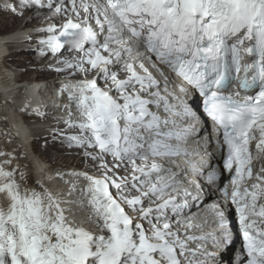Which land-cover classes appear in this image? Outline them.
I'll list each match as a JSON object with an SVG mask.
<instances>
[{
    "label": "snow or ice",
    "instance_id": "6c2138e0",
    "mask_svg": "<svg viewBox=\"0 0 264 264\" xmlns=\"http://www.w3.org/2000/svg\"><path fill=\"white\" fill-rule=\"evenodd\" d=\"M70 2V8L64 0L60 6L48 4L57 14L73 15L59 36L54 26L44 29L52 35L40 43L56 54L64 47L60 37L78 38L82 57L61 63L73 74L99 73L110 89L98 85L97 79L65 85L62 92L69 91V106L78 109V122L70 113L66 123L82 133L67 139L70 145L98 149L94 160H126L132 166V183L127 177L72 174L89 182L82 195L92 209L91 229L69 222L62 201L51 192H22L15 172L0 166V195L7 199L6 205L0 203V264H207L208 257L217 264L215 252L188 249L187 241L208 237L185 233L186 239H181L179 229L173 228L169 210L179 215L181 209L172 195L178 193L174 174L171 179L159 175L164 169L155 162L147 167L136 163L187 154L174 146L189 131L175 118L199 119L195 102H188L193 94L202 98L204 113L227 145L224 168L234 175L225 199L239 215L247 264H264V164L255 173L252 167L253 160L264 158V0ZM21 4L44 6L41 0ZM10 10L15 12L16 6ZM146 62L161 76L158 65L180 80V96L169 93L166 76L163 85L177 105L161 94L160 81ZM101 167L109 171L106 163ZM153 173L159 178L153 179ZM209 179L218 176L212 173ZM126 188L138 194L124 195ZM215 208L218 227L225 230L211 238L219 248L222 240L231 243V232L227 209Z\"/></svg>",
    "mask_w": 264,
    "mask_h": 264
},
{
    "label": "bare ground",
    "instance_id": "6f19581e",
    "mask_svg": "<svg viewBox=\"0 0 264 264\" xmlns=\"http://www.w3.org/2000/svg\"><path fill=\"white\" fill-rule=\"evenodd\" d=\"M46 1L41 0L43 7L39 5L24 7L21 0H0V25L3 29L1 31H3V34L8 35L6 38L0 36V153L5 154L0 155V162L3 160L1 163L4 168L11 167L15 172V178L17 183L20 184L22 192L28 191V189L29 192L35 190L42 194L44 190L51 192L57 199L62 201V206L70 217L75 213L82 214L80 208H85L89 214H92L88 210H91V208L85 201L87 198L82 195V189H85L89 182L84 180L82 176L72 174L87 173L95 178L107 174L109 177L118 179L122 177V168L127 166L122 164V166H114L116 168L111 169L109 165H114L111 156H106L103 161L94 160L92 155H99L98 149L70 145L67 139L71 135H82L78 129L69 128L66 123L70 118V113L71 118L78 122V109L69 106V91L62 92L65 85L77 83L78 76L67 69L57 71L55 67H64L65 65L61 61L70 60L78 52V49L65 43L66 46L64 45L60 52L53 54L50 49L40 43L39 40L52 35V33L37 31L38 28L44 27L42 22L50 10ZM13 5L16 6L15 12L10 10V6ZM57 6H60L59 3H57ZM33 8H37V10L32 12ZM12 28L14 29L11 31ZM6 40L9 43H6ZM9 51L11 54L7 56L6 53ZM42 52L47 54L44 55ZM14 60H16V63H11ZM55 76L64 78V80L56 79L52 81L55 87L63 93L61 105L65 107L56 110L57 119L63 116L60 120L51 117V110L39 109L40 103H30L29 96L19 98L22 93L15 87L17 80L31 83L38 82L41 79H52ZM70 80L74 83H71ZM52 88V83H48L47 90L50 91ZM199 120H202V116L199 117ZM46 121H50V124ZM39 122L44 125L37 126V124H40ZM204 126L207 127L206 124ZM198 127L200 129L204 128L203 125ZM196 138L200 140L201 145H206L201 137L196 136ZM32 151L35 154L33 157L36 163L35 167H32L31 160L25 154H30ZM42 160L49 163V166H40ZM102 163L107 164L109 169L107 173L101 167ZM54 169L59 172L53 180L47 172H52ZM215 173L221 179L225 178L220 168L215 170ZM21 174H23V179H21ZM41 185H43V188H41ZM129 189L131 188H126L124 191ZM114 191L117 192L115 188ZM126 193L124 195L129 194L128 191ZM120 195L121 193H118L117 196ZM145 203L147 204V201ZM180 216L171 213L169 210L170 219L182 220L183 218ZM69 222H73V220L70 219ZM223 231L225 230H219L215 236L219 237ZM228 231L231 232V243L225 244L222 240L219 248H214L212 236L204 235L202 231L195 232L191 236H206L208 239L204 241L199 239L187 241L188 249L190 252H197V254L206 249L209 253L215 252L217 264H234L235 251L240 249L238 236L234 229V221L229 223ZM180 238L186 239L182 235H180ZM201 245H203V249L200 247ZM206 259L207 264H213L210 257Z\"/></svg>",
    "mask_w": 264,
    "mask_h": 264
},
{
    "label": "rangeland",
    "instance_id": "374dc122",
    "mask_svg": "<svg viewBox=\"0 0 264 264\" xmlns=\"http://www.w3.org/2000/svg\"><path fill=\"white\" fill-rule=\"evenodd\" d=\"M0 27H1V25H0ZM14 28H12L11 29V31L13 30ZM1 30H3L2 29V27L0 28V35H3V31H1ZM3 56H5V55H3ZM2 56V57H3ZM6 58L4 57V60H5ZM7 62V61H6ZM11 63H16V60H14V61H12ZM3 160H1V162H2ZM0 162V164H2ZM44 165H49V163H47L46 161H45V163H44ZM51 165V164H50ZM45 166V167H46ZM28 191H29V189H28ZM110 191L112 192V194L114 195V196H116V197H118L117 195H118V192H116V191H114V188H110ZM117 194V195H116ZM87 203H88V200H85ZM87 203H86V206H87ZM125 207H126V205H125ZM91 213H92V209L90 210V209H88ZM126 210H127V207H126ZM65 211H66V209H65ZM80 211L82 212V214H80V215H78V214H76L75 213V215H73V216H68L67 214H66V212H65V214L68 216V220H73V222H75V225H80V226H84V227H86V228H91V229H95V224H94V222L93 221H91L88 217H90V215L91 214H89L88 212H87V210H85V208H80ZM85 217H87V218H85ZM172 220V222H173V228H174V230L175 229H179V232H180V235H182V237L184 236V238L186 237L185 236V234H184V232H182L181 230H180V228L178 227V224L176 223V220L174 219V218H172L171 219ZM175 220V221H174ZM146 223V222H145Z\"/></svg>",
    "mask_w": 264,
    "mask_h": 264
}]
</instances>
